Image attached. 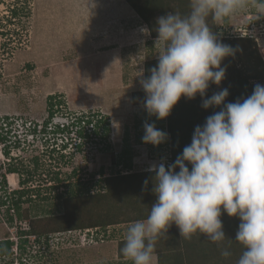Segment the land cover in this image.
Instances as JSON below:
<instances>
[{"label": "rangeland", "instance_id": "1", "mask_svg": "<svg viewBox=\"0 0 264 264\" xmlns=\"http://www.w3.org/2000/svg\"><path fill=\"white\" fill-rule=\"evenodd\" d=\"M83 1L0 0V115H13L14 118L21 116L20 127L12 121L11 129L6 133L8 146H13L8 156L3 154V144H0V173L6 172L3 187L0 189V198L6 199L5 204H0V240L5 237L19 240L18 226L28 227V222H19L15 214L12 223L8 220L12 212L7 206L10 205L11 198L17 196L12 194V190L25 191L21 209L28 208L31 217L56 215L62 213L64 197L103 192L104 177L126 171L122 164L116 163L125 148L133 155L132 171L143 170L148 165L146 160L152 157L170 159L169 138L155 147L140 142L144 135L145 122L154 123L157 129L168 133L166 127L149 121L143 107L132 110L129 104L131 92L141 88L137 82L142 78L139 74L144 72V61L153 56V52L148 53V42L144 43L142 38L135 42L136 55H132L134 59L123 60L121 70L117 71L124 84L131 79L136 85L127 89L118 88L121 91L115 93L111 89L105 91L103 88L98 95V101L101 103L98 106H95L96 100L91 99L93 105L89 106L90 102L85 101L87 99L74 98L75 89H63V85L66 86L67 83L75 84L78 77V83L83 86L88 84L89 75L79 73L88 69L87 62L90 57L82 59L77 67L75 63H61L75 58V54L79 52H89V49H86L88 47L80 42V37L84 30H92V21L89 25L87 23L96 18L89 14L95 6L88 8L86 5L83 9ZM133 15L134 21H126L132 25L129 29L137 33L136 26L140 24L142 29H147L137 14L133 12ZM258 15L260 16L257 18ZM135 23L138 25L134 27ZM215 24L221 34H239L240 28L246 27L258 45L264 46V8H261L259 3L249 4L245 10L227 17V20L215 21ZM140 31L145 34V39L151 42L148 31ZM128 49L130 48L123 50L127 53ZM97 64L100 65L98 62ZM49 95H55L56 100L60 98L64 101L66 113L95 111L105 116L103 109L112 113L118 106L120 110L113 112L115 117L109 118L111 128L113 126L111 150L99 152L93 145H87L82 151L76 152L70 144L67 149H62V134H56L55 131L44 139L39 134L33 137L26 135L30 128L25 126V122L28 123L32 119L41 122L46 118V99ZM61 115L59 113L53 120L57 123L67 122V116ZM124 121L127 124L124 125ZM75 130L73 127V133ZM17 131H20V134H17ZM64 140L70 142V138ZM8 168H12L13 172L7 173ZM95 217L98 221L102 220L97 214ZM89 229L90 232L86 229H76L49 233L37 243L33 241L34 236H31L24 250L15 251L14 246V255L1 256L0 264H121L123 260H119L122 258L117 252L120 240L113 244L108 241L107 235L111 234L108 226ZM92 232L97 233V242L82 240L84 233ZM160 246L159 241L156 247ZM192 250L195 248L189 249ZM197 262H200V259L194 261Z\"/></svg>", "mask_w": 264, "mask_h": 264}, {"label": "clouds", "instance_id": "2", "mask_svg": "<svg viewBox=\"0 0 264 264\" xmlns=\"http://www.w3.org/2000/svg\"><path fill=\"white\" fill-rule=\"evenodd\" d=\"M249 3L190 0L187 15L169 12L156 20L157 64L148 77L139 74L148 116L168 117L182 96L191 100L199 95L203 109L220 110L194 128L190 144L172 164L149 167L155 174V201L146 219L128 226L120 249L132 264H155L156 243L173 225L185 240L200 233L213 243L224 241L223 214L239 220L235 241L245 250L237 264H264V85L255 84L251 95L235 102L225 103L227 88L205 98L210 84L219 86L225 78L222 61L236 54L218 39L208 18L222 21ZM259 6L264 8V2ZM143 128L144 144L155 147L169 138L154 123L145 122ZM96 234L86 233L87 241L97 242Z\"/></svg>", "mask_w": 264, "mask_h": 264}, {"label": "trees", "instance_id": "3", "mask_svg": "<svg viewBox=\"0 0 264 264\" xmlns=\"http://www.w3.org/2000/svg\"><path fill=\"white\" fill-rule=\"evenodd\" d=\"M125 1L147 26L151 40L156 39L157 36L155 27L158 17L164 16L169 12L187 15L190 11V0ZM261 2H264V0H250L249 4ZM208 24L222 43L236 49V54L232 57H226L222 61L221 66L226 67L225 78L219 86L210 84L205 98L210 97L213 93L223 88H227L229 91L225 103L235 102L242 97L246 98L251 95L255 84L264 85V46L258 45L254 36L241 35L240 31L238 32L239 34H221L220 31L218 32L215 20L211 16L208 18ZM156 64L157 57L150 56L144 61V78L150 75L149 69L155 67ZM54 96L49 95L46 99L47 116L44 121L40 124L39 121L32 119L30 132L28 131L26 135L33 137L39 134L42 138H45L48 132V124L61 113V117L67 116V122L62 127H60L59 123L55 124L53 131L56 134H62V149H67L70 144L76 152L82 151L87 145H93L99 152L111 150L113 145L110 140L112 128L107 116L97 114L95 111L66 113L64 111L66 105L63 106L64 101L60 98L56 100ZM78 97L76 95L74 98ZM83 98L86 99L85 97ZM144 99L145 93L143 90L131 93L132 104H144ZM85 101L87 103L92 102L88 99ZM201 103L202 100L199 95L191 100L182 96L174 105L168 117L157 120L155 116H148L149 121L158 122L160 127H166L169 134L171 149L169 160L171 164L182 153L183 148L190 144L194 128L197 125H203L206 117L220 110V108L212 107L203 109ZM220 107H223V105ZM62 111H64V115ZM13 118V115H0V144H3L1 150L5 156H8L13 148V146H8L9 139L6 134L11 129L9 126ZM17 118H21V116ZM3 123L7 125L5 130ZM73 127L76 128L75 133H73ZM67 138H70V142H65L64 139ZM140 142H142V138ZM132 156L126 148L121 152L119 159L115 162L122 164L126 171L104 177L105 190L103 192L82 195L72 194L64 197L62 199L63 210L60 214L31 217L28 208L21 209L25 191L12 190V194L17 196L11 198L10 205L7 206L8 210L13 209L8 220L12 223L13 215L15 214L19 222L23 220L25 223L28 222V227H24V225L18 226L17 236L19 240L16 239L14 241L10 237L0 240V257L14 255V246L15 251L17 249L24 250L31 236H34L33 241L37 243L49 233L95 228L98 226L106 227L126 221L133 222L146 219L150 212L151 204L155 201V196L152 194L155 174L148 171L149 165L143 170L132 171ZM112 161H114V158ZM188 166L191 168L190 165ZM7 170V173L13 172L12 168ZM2 178H4V174H2ZM146 181L147 183H145ZM5 200L0 198V204H5ZM96 214L102 220L98 221L97 217H95ZM221 219L227 238L219 243L211 242L200 233L194 234L191 239L185 240L179 236L178 229L173 225L168 230L169 234L166 236L162 235L156 243L158 244L160 241L161 246L156 247L157 260L155 264H237L239 257L245 250L241 244L235 241V232L239 220L236 217L230 218L227 214H223ZM123 246L124 239L120 240L117 246L120 258H124L120 252ZM194 248L195 250L189 251V249ZM224 250L230 253L228 257L221 255ZM196 259H200V262L194 263ZM19 264L23 263L20 262Z\"/></svg>", "mask_w": 264, "mask_h": 264}, {"label": "crops", "instance_id": "4", "mask_svg": "<svg viewBox=\"0 0 264 264\" xmlns=\"http://www.w3.org/2000/svg\"><path fill=\"white\" fill-rule=\"evenodd\" d=\"M86 5L88 8H90L92 5L95 6L92 12L89 14H93V16L91 17L96 16V18L94 17V19L89 20L87 23L89 25L92 21V30H88V32L84 30V32H81L82 35L80 37V42H82V45L88 47L86 49H89V52H79L78 54H75L77 55L75 56V58H72L70 61H65L61 63H71L72 65L73 63H75L77 67L79 66V63L80 61H82V59H84L86 56L90 57L89 62H87L89 64L88 69L82 70L79 73V75H89L87 78L88 84L87 86H83L81 83H78L80 81L78 77L75 84H72L71 82L67 83L66 86L63 85V89H75L74 95H80V99L85 97L86 99L89 98L90 101L91 99L94 101L96 100L94 103L95 106H98L99 104H101L100 101H98V95L100 94V90H103V88H105V91L111 89L115 93V91H121L118 88L125 87V89H127L139 83H132L131 79L129 78L130 80L127 81L126 84H124V82L121 80L120 75L117 72L121 70L120 68L123 66V60L126 61L128 58L134 59L132 55H136L134 54L136 51L135 42H137L138 39L142 38L141 40H144V43L148 42V53L153 52V57H157V52L159 49L157 46L154 45L155 39H150L151 42H149L148 39H145V34L140 31L142 30V25L140 23L139 26H136L138 25L137 23H135L134 25V27H137V33L129 29V27L132 25H129L130 23L126 21H134V10L130 8L131 6L125 0H103V2H101V0H84L81 3V7L84 9ZM84 18L85 17H83L82 20L83 23L85 22ZM141 23L143 22L141 21ZM143 25L145 24L143 23ZM86 35L87 37H89V41L87 40ZM128 47L130 49H128L127 53H125L123 49ZM122 51L124 52V54H122ZM97 62L100 63V65L97 64ZM138 90H142V88L135 89L134 91ZM114 97H112L113 100L115 99ZM129 100V104L132 110L142 107L144 108V104H132L131 94ZM89 104V106L93 105L91 103ZM116 108L115 110H120L118 106ZM115 110H113L111 113L110 110L103 109V112H105L103 114H105V116H107L108 118H110V116L115 117V114L113 113ZM123 124L125 125L127 123H125L124 121ZM158 162L159 159L156 158H149L148 160H146V164H148L149 166L153 164L157 165ZM129 223L130 222L109 225L108 229L111 234L108 233L107 235L109 237L108 241H112L113 244L115 241L118 242L119 240L124 239L127 228L131 224ZM119 225L121 227H119ZM119 260H123L121 264H130L132 262L130 260H127L126 258H122Z\"/></svg>", "mask_w": 264, "mask_h": 264}, {"label": "built area", "instance_id": "5", "mask_svg": "<svg viewBox=\"0 0 264 264\" xmlns=\"http://www.w3.org/2000/svg\"><path fill=\"white\" fill-rule=\"evenodd\" d=\"M247 28H240V34L241 35H246V34H248V35H250L248 32H247ZM20 118H13V124H15V125H18V127H20V125H19V122H20ZM55 123H56V121H54V120H52L49 124H48V126H47V134H46V137L49 135V134H52L53 133V129L55 128ZM65 122H59V124H60V127H62L63 126V124H64ZM40 124H41V122H40ZM3 127H4V130L5 129H7V125L5 124V123H3ZM32 125V121H28V123L27 122H25V126L26 127H28V128H30V126ZM10 127V126H9ZM11 128V127H10ZM16 134V133H15ZM17 134H20V131H17ZM53 135V134H52ZM43 139H44V137H43ZM1 146V145H0ZM161 162H164L165 163V166H167V165H170L171 163H170V160L169 159H166V160H162V159H159V162H158V164L159 163H161ZM3 174H6V172L5 173H3ZM2 182H3V178H2V173H0V189H2V187H3V184H2ZM9 190H11V189H9ZM10 211H12L13 212V209H11ZM82 240L83 241H87V236H86V233H84L82 236ZM91 239V238H90ZM92 240V239H91Z\"/></svg>", "mask_w": 264, "mask_h": 264}, {"label": "bare ground", "instance_id": "6", "mask_svg": "<svg viewBox=\"0 0 264 264\" xmlns=\"http://www.w3.org/2000/svg\"><path fill=\"white\" fill-rule=\"evenodd\" d=\"M131 8V7H130ZM44 23V22H43ZM47 23V22H46ZM42 29V28H41ZM43 29H44V27H43ZM45 30V29H44Z\"/></svg>", "mask_w": 264, "mask_h": 264}]
</instances>
